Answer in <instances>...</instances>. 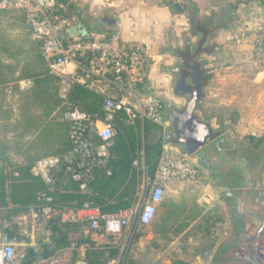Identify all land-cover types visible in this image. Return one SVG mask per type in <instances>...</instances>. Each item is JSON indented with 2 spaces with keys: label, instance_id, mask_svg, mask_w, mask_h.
Returning a JSON list of instances; mask_svg holds the SVG:
<instances>
[{
  "label": "trees",
  "instance_id": "trees-1",
  "mask_svg": "<svg viewBox=\"0 0 264 264\" xmlns=\"http://www.w3.org/2000/svg\"><path fill=\"white\" fill-rule=\"evenodd\" d=\"M55 1L59 19L53 20V25L57 26L60 20L69 24L74 21L71 0ZM175 6L178 7L176 2ZM64 7L68 13L63 12ZM81 60L85 62L86 58ZM23 80H29L30 85L23 88L19 83ZM64 101L103 118L104 93L75 83L63 97L59 77L49 73L41 44L32 37L26 11L0 8V132L3 131L0 138V210L8 219L26 212L37 202L38 193L45 190L41 179L30 173L33 162L40 157L61 155L71 150L69 127L61 119ZM112 123L115 134L109 147V159L103 168L93 170L89 190L50 193L54 202L77 207L90 202L102 213H117L136 202L137 187L143 174L154 177L164 143L177 146L170 153L174 158L184 152L182 145L175 141L172 127L165 133L160 125L146 119L137 118L131 123L123 111L114 114ZM7 133L11 134V141ZM261 142L262 138L256 140L255 146ZM138 158H142L143 163L135 165ZM201 191L202 186L195 183L186 184L181 180L169 183L151 221L158 226L162 238L170 240L169 236L182 233L198 235L205 240L216 238L217 229L225 219L217 205L206 209L199 205ZM81 228L84 227L78 224H61L57 217L48 219L45 229L49 233L38 243L42 249L41 257L69 247V233ZM7 236L27 240V236L8 229ZM81 243L89 246L85 257L90 264H108L118 253L116 245L95 247L88 237H80L77 244ZM36 258L37 253L28 248L22 262L32 264ZM176 264L190 263L178 261Z\"/></svg>",
  "mask_w": 264,
  "mask_h": 264
},
{
  "label": "built area",
  "instance_id": "built-area-1",
  "mask_svg": "<svg viewBox=\"0 0 264 264\" xmlns=\"http://www.w3.org/2000/svg\"><path fill=\"white\" fill-rule=\"evenodd\" d=\"M0 8L26 11L32 37L41 44L49 73L59 77L63 97L75 83L104 93L103 118L88 114L67 101L63 102L61 119L69 127L71 150L61 155L40 157L33 162L30 173L41 179L45 190L38 193L37 202L29 206L26 212L14 216L10 221H3L0 228V264H15V239L6 235L5 228L16 227L28 235L29 228L37 223L45 227V222L52 217H57L61 224H78L114 238L140 236L151 224L155 207L172 180L192 183L202 178L191 154L183 152L174 158L170 155L172 149H168V144L164 143L154 177L143 174L136 202L117 213H102L98 206L90 202H84L80 207L57 204L50 193L89 190L93 170L103 168L109 159V147L115 134L112 121L117 111H123L131 123L139 118L165 125L163 104L141 93L145 63L143 48L124 43L117 34L87 39L67 36L61 40L56 35V27L70 24L60 20L57 26L53 25V20L59 19L55 0H0ZM63 12H69L67 7ZM257 46L259 65L264 70V34L259 36ZM82 57L86 58L85 62L81 60ZM20 85L25 88L30 81L23 80ZM134 164L139 165L138 160ZM143 188H147V191ZM55 262L50 263L57 264ZM108 264H126V260L120 254Z\"/></svg>",
  "mask_w": 264,
  "mask_h": 264
},
{
  "label": "crops",
  "instance_id": "crops-1",
  "mask_svg": "<svg viewBox=\"0 0 264 264\" xmlns=\"http://www.w3.org/2000/svg\"><path fill=\"white\" fill-rule=\"evenodd\" d=\"M82 1L71 0L74 21L70 25L80 24L78 19L82 11L76 12V4ZM84 3L91 17L114 20L111 26L107 25L106 33L117 34L124 43L143 48L145 63L141 91H150L162 104L173 98L177 72L183 67L182 55L192 54L202 37L195 26L204 25L208 29L204 50L192 63H199L204 75H210V78L202 87L203 94L197 102L195 114L201 121L209 122L215 131L228 134L231 139H241L254 131L264 137V70L259 65L257 46L259 36L264 34V0H84ZM173 73L176 75L174 79ZM174 98L175 104L184 101L176 95ZM160 126L163 130L164 126ZM136 160L143 163L142 158ZM205 180L192 182L202 186L199 205L203 200L208 202L205 209L217 205L222 213L215 188L210 183L204 184ZM140 189L141 183L137 187V196ZM13 217L6 219L10 221ZM7 229L27 236L26 250L33 248L37 253L32 264H51V261L57 264H90L85 257L88 244H77L78 239L74 243L71 232L69 247L41 257L42 249L38 243L31 242L29 236L16 227L5 228L6 235ZM81 229L82 237H88L93 246L116 245L118 253L115 257L125 252L123 242L126 237L110 238L104 233ZM48 233L44 227L42 236Z\"/></svg>",
  "mask_w": 264,
  "mask_h": 264
},
{
  "label": "water",
  "instance_id": "water-1",
  "mask_svg": "<svg viewBox=\"0 0 264 264\" xmlns=\"http://www.w3.org/2000/svg\"><path fill=\"white\" fill-rule=\"evenodd\" d=\"M192 18L191 15V21ZM100 21L108 26L114 23L109 17ZM195 28L202 37L192 54L182 55L183 67L178 70L172 91L184 101L180 108L169 106L170 125L175 141L191 154L194 166L215 188L229 226L226 237L203 245L200 259L203 264H264V142L257 148L239 146L238 140L215 131L209 122L201 121L195 114L202 87L210 78L204 75L199 63H192L204 49L208 34L202 24ZM83 31L82 24L59 25L55 30L61 40L79 36ZM175 246L182 251V243Z\"/></svg>",
  "mask_w": 264,
  "mask_h": 264
},
{
  "label": "rangeland",
  "instance_id": "rangeland-1",
  "mask_svg": "<svg viewBox=\"0 0 264 264\" xmlns=\"http://www.w3.org/2000/svg\"><path fill=\"white\" fill-rule=\"evenodd\" d=\"M84 4H85L84 0L76 4L77 5L76 12L82 11V15H80V18L78 20L80 24H82L85 27L86 34L89 36V38L96 36H106L107 34L106 32H108V26L100 22L98 17H94V18L91 17L85 10L86 7ZM75 38L87 39L86 37H82V36H76ZM175 77L176 75L173 73L172 78L174 79ZM168 92H170V86H168ZM141 93L143 96H149L154 98V94L151 93L150 91L147 90L145 91L143 89ZM170 95L173 94L170 93ZM172 97H173L172 100L166 99L165 103L163 104L164 116H165V125L163 131L165 133L171 129L170 112L168 109L169 106L172 105L176 108H180L183 105V101L175 104L174 95ZM2 133L0 132V138L3 135ZM10 135L11 134L7 133L9 141H11V138H9ZM262 136L263 134L254 131L253 134L249 133L247 136H244L241 139L232 138V140L234 139L238 140L239 146L251 145L254 148H257L255 146V142L256 140L262 138ZM262 142H264V137L262 138ZM167 144H168L167 145L168 149H172V151L177 149L176 148L177 146L173 145L172 143L168 142ZM204 179L205 178L202 177L200 181H204ZM205 182L206 183L204 184L209 183L207 179L205 180ZM143 189L144 191H147V188H143ZM210 203H212V201H210ZM200 205L201 207L205 208L208 206V202L201 200ZM4 220H7L5 216V212L3 210H0V228L2 227V223ZM158 229L159 228L157 225L150 224L142 231L140 236L136 237L132 235L124 238L125 242H123V249L125 252H123V257L126 260V264H176L178 261H184L190 264H203V262L200 259L201 253L199 250L203 248V245L207 242H213L226 237L229 226L227 222L224 220L220 228L217 229L216 238H212L210 240H205L198 235H193L189 233L187 235H185V233H182L175 237L169 236L170 240H166L162 238V236H160V234L158 233ZM43 230H44L43 224L37 223L33 227L29 228V230L27 231L29 236L28 239L33 243H39L40 239L42 238ZM82 235H83L82 229L74 230L71 232V238L74 241V243L76 242L77 239L82 237ZM14 242L16 244L14 263H18L23 259V256L26 252L28 240L15 239ZM175 243H182L183 245L182 251H179L176 248ZM68 256L69 259H71L72 257L71 253L68 254Z\"/></svg>",
  "mask_w": 264,
  "mask_h": 264
},
{
  "label": "flooded vegetation",
  "instance_id": "flooded-vegetation-1",
  "mask_svg": "<svg viewBox=\"0 0 264 264\" xmlns=\"http://www.w3.org/2000/svg\"><path fill=\"white\" fill-rule=\"evenodd\" d=\"M86 35H87V34H86V29H85V31H83L79 36L85 37ZM178 73H179V72H177V77H178ZM172 131H173L174 136L176 137V135H175L173 129H172Z\"/></svg>",
  "mask_w": 264,
  "mask_h": 264
}]
</instances>
